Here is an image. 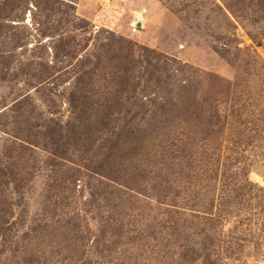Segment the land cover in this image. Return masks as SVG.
Returning <instances> with one entry per match:
<instances>
[{
    "label": "rangeland",
    "instance_id": "1",
    "mask_svg": "<svg viewBox=\"0 0 264 264\" xmlns=\"http://www.w3.org/2000/svg\"><path fill=\"white\" fill-rule=\"evenodd\" d=\"M0 264H264V0H0Z\"/></svg>",
    "mask_w": 264,
    "mask_h": 264
},
{
    "label": "trees",
    "instance_id": "2",
    "mask_svg": "<svg viewBox=\"0 0 264 264\" xmlns=\"http://www.w3.org/2000/svg\"><path fill=\"white\" fill-rule=\"evenodd\" d=\"M0 230H1V226H0Z\"/></svg>",
    "mask_w": 264,
    "mask_h": 264
}]
</instances>
